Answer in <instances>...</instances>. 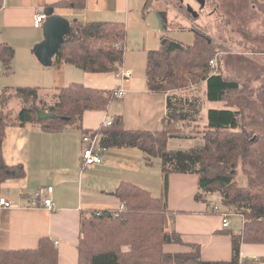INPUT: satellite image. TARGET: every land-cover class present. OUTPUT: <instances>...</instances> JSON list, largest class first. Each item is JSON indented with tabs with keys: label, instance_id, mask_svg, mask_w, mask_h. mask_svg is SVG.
I'll return each instance as SVG.
<instances>
[{
	"label": "trees",
	"instance_id": "trees-1",
	"mask_svg": "<svg viewBox=\"0 0 264 264\" xmlns=\"http://www.w3.org/2000/svg\"><path fill=\"white\" fill-rule=\"evenodd\" d=\"M86 6L87 0H68L56 5L75 12H83ZM71 31L70 40L61 46L52 66L71 64L91 74H113L121 70L128 35L124 23L76 21ZM194 33L193 45L162 38L160 49L148 53L147 88L154 94H167V86L175 80L181 83L180 87L188 88L205 83L207 100L224 103L227 109L208 112V124L202 131L204 144L188 151L168 150L169 140L182 137L179 124L190 121L192 113L197 112L193 104L187 107L189 112L185 111L183 104H188V100L176 95L167 98L168 114L159 131H128L123 118L116 116L111 126H103L92 134L85 132L101 135L104 150L138 148L145 153L148 164L154 158L161 159L164 195L155 198L133 183H123L115 194L124 207L122 210L119 207L82 215L78 264H226L202 261L197 245L186 253L165 252L166 245L184 244L180 234L167 230L170 221L167 190L171 174L197 175V201L206 202L208 195L219 194L227 212L235 209L244 217L242 234L231 233L233 259L228 264H240L243 244L264 245V181L254 178L246 167L256 142L251 134L240 131L242 113L233 110L228 101L229 94L239 92L241 85L223 74L212 73L210 62L215 59L218 47L203 32L194 30ZM14 55L12 46L0 45V62L5 74L12 72ZM56 92L54 103L49 106L41 98L44 90L40 88L5 89L0 94V185L26 176L23 166L9 167L3 159L2 144L8 127L37 125L47 133H61L70 128L82 131L86 112L107 111L117 101L115 91L82 84H71ZM260 97L264 104V95ZM14 100L22 103L18 113L9 109ZM40 112L52 114L54 118L40 120ZM240 165L248 178L247 187H239L235 182ZM212 204H208L210 212L217 214L211 210ZM0 264H59V250L46 237L40 240L36 250H0Z\"/></svg>",
	"mask_w": 264,
	"mask_h": 264
},
{
	"label": "crops",
	"instance_id": "crops-1",
	"mask_svg": "<svg viewBox=\"0 0 264 264\" xmlns=\"http://www.w3.org/2000/svg\"><path fill=\"white\" fill-rule=\"evenodd\" d=\"M64 1L68 0H0V45L8 44L15 50L10 74H5L0 62V94L5 89L40 88L47 99V95L56 94L57 89L82 84L88 88L115 92L122 87L126 96L113 102L107 111L86 112L82 131L70 128L61 133H47L37 125L6 129L2 144L3 159L9 167L23 166L26 176L0 185V197L14 203L10 209L0 210V250H36L40 240L48 237L59 250V264H78L82 215L121 207L115 194L123 183H133L155 198L164 195L161 159L154 158L148 164L145 153L138 148L103 150L102 165L84 168L82 138L89 135L85 132H98L107 118L113 120L116 116L123 118L128 131H159L162 120L168 114L167 98L170 94L150 92L146 71L144 74L139 67L140 61L144 57L147 59L150 51L161 47L160 41V47L156 48V43L152 46L148 40V34L163 32V23L157 17H150L156 12L153 6L149 7L151 0H87L83 12L56 7ZM50 9L71 25L76 21L124 23L128 35L121 70L130 71L131 79L123 82L118 76L121 70L113 74H91L71 64L44 66L34 52L44 40V32L43 29H36L33 21L35 14ZM163 14L160 13L164 19ZM165 22L168 24L166 19ZM155 24L156 29L153 28ZM163 37L166 36L161 39ZM138 44L140 48L132 50V46ZM132 60L136 61L135 65L130 63ZM173 95L178 96L179 93L173 91ZM210 110L213 109L208 112ZM181 124L183 129L184 122ZM195 126L201 127L194 123L192 131ZM196 138L203 136L183 132L182 137L169 140L168 150L188 151L202 146L195 145ZM198 181L199 177L195 174H171L168 179L170 221L167 230L180 234L184 244H169L164 250L167 253H186L197 245L202 261L228 264L233 259L231 233L242 234L245 221L237 213L232 214L235 217L230 218L229 227L225 229L223 217L211 213L208 205L216 195H208L206 202L195 199ZM49 187L54 189L55 210L32 207L36 193ZM261 259H264V245H242L240 264H247L246 261L264 264Z\"/></svg>",
	"mask_w": 264,
	"mask_h": 264
},
{
	"label": "rangeland",
	"instance_id": "rangeland-1",
	"mask_svg": "<svg viewBox=\"0 0 264 264\" xmlns=\"http://www.w3.org/2000/svg\"><path fill=\"white\" fill-rule=\"evenodd\" d=\"M188 5L199 13L198 17L188 12ZM152 6L156 12L150 17H157L163 23L161 34L155 31L148 34L152 46L156 43V48H159L162 36L191 45L195 40L194 30L203 32L217 45L218 53L210 62L211 71L213 74H223L229 80L238 81L241 85L239 92L229 94L228 101L233 110L242 113L240 131L245 130L251 134L256 142L249 154L246 167L254 178L264 181V104L260 97L264 95V0H207L206 7L201 11L194 0H151L149 7ZM162 12L165 13L164 19L160 15ZM153 28L156 29L157 25L155 24ZM132 47V50H135L140 48V45ZM146 62L147 59L144 57L139 64L144 74ZM130 63L135 65L136 61L132 60ZM139 67L136 66L138 72ZM180 85L179 81H173L167 86V93L169 96L173 95V91L179 93L176 95L178 98L188 100V104H183L185 111L189 112L187 107L193 104L194 112L198 113H192V119L184 121V128L179 135L187 132L188 135L195 133L203 136L204 125L208 123V110L227 108L224 103L210 102L206 99L205 83L189 88ZM41 98L46 100L47 106L54 103V94H50L47 99L45 96ZM10 108L18 112L21 108L20 101H13ZM194 123L201 127L195 126V130L192 131ZM195 140V145L204 144L203 138ZM235 182L239 187L248 185V178L243 174L242 165L237 170ZM212 198L219 208L226 210L219 194ZM227 210L233 214L237 212L235 209ZM233 217L235 216L230 217L231 220Z\"/></svg>",
	"mask_w": 264,
	"mask_h": 264
},
{
	"label": "built area",
	"instance_id": "built-area-1",
	"mask_svg": "<svg viewBox=\"0 0 264 264\" xmlns=\"http://www.w3.org/2000/svg\"><path fill=\"white\" fill-rule=\"evenodd\" d=\"M48 19V15H46L45 12H39L34 15V21L33 25L36 29H42L45 22ZM119 47V45H117ZM212 65H214V62H212ZM118 76L121 78V80L124 82H128L131 77L132 73L130 71H124L121 70L118 74ZM117 99H123L126 96V91L123 90L121 87L118 91L115 92ZM113 123V120L111 118H107L104 122V127H109ZM101 141L102 136L99 134L96 135H84L82 138L83 142V151H82V161H83V167L89 168L94 166H99L104 163L103 158L101 157ZM54 189L52 187L49 188H41L35 195V199L31 202L32 207H43L48 209L49 211L55 210V203L52 198ZM14 207V203L10 200H8L5 197H0V210L1 209H10ZM124 207L121 206L120 209L122 210ZM215 213L221 215L223 217V227L226 229L229 227L230 222V216L231 213L227 211H223L221 208L217 206L216 203L213 202L212 208ZM117 216V214H116ZM243 220L244 217L240 216Z\"/></svg>",
	"mask_w": 264,
	"mask_h": 264
},
{
	"label": "water",
	"instance_id": "water-1",
	"mask_svg": "<svg viewBox=\"0 0 264 264\" xmlns=\"http://www.w3.org/2000/svg\"><path fill=\"white\" fill-rule=\"evenodd\" d=\"M200 7V11L207 5V0H194ZM188 12L195 17L199 16V13L193 9L191 5H188ZM46 15L48 19L43 26L44 40L36 46L34 49L35 55L44 66H52L54 57L60 51L61 46L68 42L71 38V23L57 15H54V10H47ZM40 120H49L54 118L52 114L40 112Z\"/></svg>",
	"mask_w": 264,
	"mask_h": 264
}]
</instances>
